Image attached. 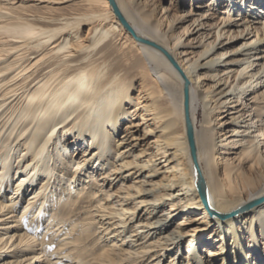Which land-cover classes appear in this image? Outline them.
I'll list each match as a JSON object with an SVG mask.
<instances>
[{"label":"bare ground","instance_id":"6f19581e","mask_svg":"<svg viewBox=\"0 0 264 264\" xmlns=\"http://www.w3.org/2000/svg\"><path fill=\"white\" fill-rule=\"evenodd\" d=\"M263 196L264 0H0V264H264Z\"/></svg>","mask_w":264,"mask_h":264},{"label":"rangeland","instance_id":"374dc122","mask_svg":"<svg viewBox=\"0 0 264 264\" xmlns=\"http://www.w3.org/2000/svg\"><path fill=\"white\" fill-rule=\"evenodd\" d=\"M69 4V3H71V2H66L65 3V5L66 4ZM70 4L68 5V6H65V7H63L62 9H60V12H63V13H66V12H69L70 11ZM85 28V27H84ZM85 34V30L82 28V30H81V35L83 36ZM139 147V146H138ZM13 184V183H12ZM10 186H12L11 185V183H10ZM146 188L147 187H149V186H145ZM6 194H7V192H6ZM8 195V194H7ZM264 197V196H263ZM27 197H26V195L22 198V201L18 204V206H16V207H18V208H16L17 210H16V214L18 215L19 213H21V210H22V208H21V206L25 203V199H26ZM144 198L145 199H149L150 198V196L149 195H144ZM202 202L203 203H206L207 204V206L209 207V206H211V208L212 209H214L213 208V206L211 205V203H210V201L208 200V198H207V200L205 199V200H202ZM151 208V206L149 207V209ZM148 209V210H149ZM161 207H158L156 210H160L161 211ZM144 210H145V208L142 210V212L141 213H143L144 212ZM210 214V213H209ZM218 215H220V216H223V215H225V214H221V213H219ZM218 215H216V216H218ZM148 216H150V215H148Z\"/></svg>","mask_w":264,"mask_h":264}]
</instances>
